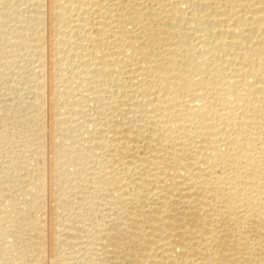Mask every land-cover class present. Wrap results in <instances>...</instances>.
I'll list each match as a JSON object with an SVG mask.
<instances>
[{"label":"bare ground","instance_id":"bare-ground-1","mask_svg":"<svg viewBox=\"0 0 264 264\" xmlns=\"http://www.w3.org/2000/svg\"><path fill=\"white\" fill-rule=\"evenodd\" d=\"M0 264H264V0H0Z\"/></svg>","mask_w":264,"mask_h":264}]
</instances>
